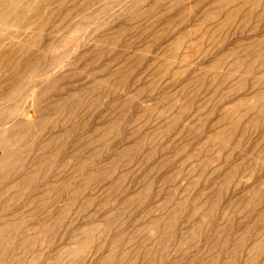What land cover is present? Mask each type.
<instances>
[{
  "label": "rangeland",
  "instance_id": "obj_1",
  "mask_svg": "<svg viewBox=\"0 0 264 264\" xmlns=\"http://www.w3.org/2000/svg\"><path fill=\"white\" fill-rule=\"evenodd\" d=\"M0 264H264V0H0Z\"/></svg>",
  "mask_w": 264,
  "mask_h": 264
}]
</instances>
